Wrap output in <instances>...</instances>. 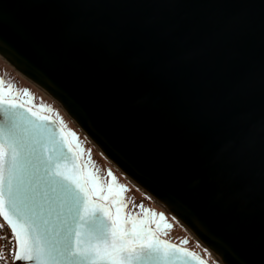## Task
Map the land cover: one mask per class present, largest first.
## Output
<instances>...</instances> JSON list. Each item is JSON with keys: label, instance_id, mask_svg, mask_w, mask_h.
<instances>
[{"label": "water", "instance_id": "obj_1", "mask_svg": "<svg viewBox=\"0 0 264 264\" xmlns=\"http://www.w3.org/2000/svg\"><path fill=\"white\" fill-rule=\"evenodd\" d=\"M0 55L222 264H264V0H0ZM0 213L13 264H210L123 232L63 125L2 96Z\"/></svg>", "mask_w": 264, "mask_h": 264}, {"label": "rangeland", "instance_id": "obj_2", "mask_svg": "<svg viewBox=\"0 0 264 264\" xmlns=\"http://www.w3.org/2000/svg\"><path fill=\"white\" fill-rule=\"evenodd\" d=\"M0 96L17 99L27 106L52 115L63 125L79 153L89 186L98 199L113 205L114 220L124 232L145 226L153 217L151 227L155 228L162 238L198 253L210 264H219L192 233L178 223L170 213L155 204L148 194L126 179L85 137L57 102L29 82L1 56ZM160 220L161 225L158 228L154 227Z\"/></svg>", "mask_w": 264, "mask_h": 264}, {"label": "built area", "instance_id": "obj_3", "mask_svg": "<svg viewBox=\"0 0 264 264\" xmlns=\"http://www.w3.org/2000/svg\"><path fill=\"white\" fill-rule=\"evenodd\" d=\"M0 234L2 236V254L0 264H13L17 252L15 236L0 213Z\"/></svg>", "mask_w": 264, "mask_h": 264}, {"label": "bare ground", "instance_id": "obj_4", "mask_svg": "<svg viewBox=\"0 0 264 264\" xmlns=\"http://www.w3.org/2000/svg\"><path fill=\"white\" fill-rule=\"evenodd\" d=\"M1 56V55H0ZM2 57V56H1ZM45 92V91H44ZM114 164V163H113ZM115 165V164H114ZM116 166V165H115ZM117 167V166H116ZM118 168V167H117ZM118 170H120L118 168ZM120 172L126 177V179H128L134 186L138 187L141 191L145 192L143 189H141L136 183H134L130 178H128L121 170ZM146 193V192H145ZM147 194V193H146ZM151 198V197H150ZM152 199V198H151ZM153 200V199H152ZM155 204H157L159 207L163 208L164 210H166L168 213L169 211L164 207L162 206L160 203H158L157 201L153 200ZM187 229V228H186ZM188 230V229H187ZM190 233H192L190 230H188ZM193 234V233H192ZM193 236L197 239V241L200 243V245L212 256L214 257L219 264H222L218 258L215 256V254L213 252H211L205 245H203V243L193 234Z\"/></svg>", "mask_w": 264, "mask_h": 264}, {"label": "flooded vegetation", "instance_id": "obj_5", "mask_svg": "<svg viewBox=\"0 0 264 264\" xmlns=\"http://www.w3.org/2000/svg\"><path fill=\"white\" fill-rule=\"evenodd\" d=\"M114 210V209H113ZM153 222V217L152 218H150V221L148 222V224H146L145 226H143V227H141V228H139V229H136V228H134V230H133V232H135V233H141V232H146L147 230H150V229H154V230H156L155 228H153V227H151V223ZM161 220L160 221H158V223L157 224H155L154 225V227H156V228H158L160 225H161ZM123 231V230H122ZM124 232V231H123Z\"/></svg>", "mask_w": 264, "mask_h": 264}, {"label": "crops", "instance_id": "obj_6", "mask_svg": "<svg viewBox=\"0 0 264 264\" xmlns=\"http://www.w3.org/2000/svg\"><path fill=\"white\" fill-rule=\"evenodd\" d=\"M1 254H2V236L0 234V258H1Z\"/></svg>", "mask_w": 264, "mask_h": 264}]
</instances>
